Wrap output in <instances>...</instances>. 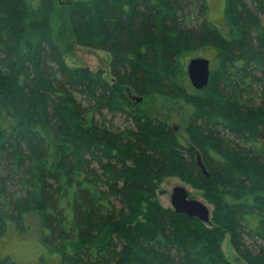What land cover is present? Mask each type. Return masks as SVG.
Returning a JSON list of instances; mask_svg holds the SVG:
<instances>
[{"label": "trees", "instance_id": "trees-1", "mask_svg": "<svg viewBox=\"0 0 264 264\" xmlns=\"http://www.w3.org/2000/svg\"><path fill=\"white\" fill-rule=\"evenodd\" d=\"M34 1L0 0V239L35 229L33 264H264V0H225L222 23L209 0H68L75 42L110 54L95 70L66 60L55 0ZM154 94L192 102L185 144ZM167 176L202 191L209 223L158 200Z\"/></svg>", "mask_w": 264, "mask_h": 264}, {"label": "rangeland", "instance_id": "rangeland-1", "mask_svg": "<svg viewBox=\"0 0 264 264\" xmlns=\"http://www.w3.org/2000/svg\"><path fill=\"white\" fill-rule=\"evenodd\" d=\"M67 1L68 0H55L56 8L53 16L55 36L64 52L66 60L70 64L89 67L93 70L98 69L99 67L108 68L111 57L107 51L83 47L75 42L68 22L66 7ZM34 2H36V0ZM224 3L225 0H209V17L213 21L220 23L223 22ZM187 63V60L183 63L186 71ZM186 79L188 85L192 86L188 75ZM143 105L147 110L151 111L160 118L162 117L169 124H171L172 127L177 130L176 132L178 133L177 135L181 143L185 144L186 133L184 130L186 124L188 123L189 115L193 110L192 102L187 101L182 97H170L154 94L149 97H145ZM116 122L117 124L123 126L130 124V122L125 121L122 116L117 117ZM177 185H185L192 197L202 200L212 209V205L203 197L201 190L185 184L176 176H167L158 184L157 198L164 206H171L172 189ZM222 247L228 258L231 260L236 258V252L229 243L228 237L223 242ZM41 253L42 246L38 242L35 229H33V232L30 233L27 239H21L13 232L8 233L6 238L0 239V256L10 254L21 264L35 263Z\"/></svg>", "mask_w": 264, "mask_h": 264}, {"label": "water", "instance_id": "water-1", "mask_svg": "<svg viewBox=\"0 0 264 264\" xmlns=\"http://www.w3.org/2000/svg\"><path fill=\"white\" fill-rule=\"evenodd\" d=\"M187 66L192 85L196 89L208 84L210 77L209 58L204 56L192 57ZM171 205L177 212L197 217L203 222L211 221V208L202 200L192 197L185 185H177L172 189Z\"/></svg>", "mask_w": 264, "mask_h": 264}, {"label": "bare ground", "instance_id": "bare-ground-1", "mask_svg": "<svg viewBox=\"0 0 264 264\" xmlns=\"http://www.w3.org/2000/svg\"><path fill=\"white\" fill-rule=\"evenodd\" d=\"M210 73H211V68H210ZM187 75H188V78H189V80H190V83H191V85H192V82H191V79H190V77H189V73H188V66H187ZM193 86V85H192ZM206 86V85H205ZM194 87V86H193ZM195 88V87H194ZM203 88V87H202ZM197 89H201V88H197ZM139 99V100H138ZM142 100V98H136V102L137 101H141ZM196 158H197V163H198V165L202 168V170H203V172L207 175V172H206V170H205V167H204V165H203V163H202V161H201V158H200V154H199V152H196ZM208 176V175H207ZM161 191V190H160ZM171 207L174 209V207L171 205ZM212 210V209H211ZM177 212V211H176ZM178 213H180V212H178ZM185 214V213H184ZM187 215V214H186ZM191 217V216H190ZM197 218V217H196ZM200 220V219H199ZM201 221V220H200ZM206 223H209V222H206Z\"/></svg>", "mask_w": 264, "mask_h": 264}]
</instances>
